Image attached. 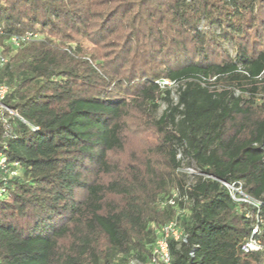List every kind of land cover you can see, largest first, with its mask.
<instances>
[{
	"label": "trees",
	"instance_id": "trees-1",
	"mask_svg": "<svg viewBox=\"0 0 264 264\" xmlns=\"http://www.w3.org/2000/svg\"><path fill=\"white\" fill-rule=\"evenodd\" d=\"M0 27L39 34L0 69L23 120L0 121L20 168L0 198V264H147L172 190L170 264H264V226L243 252L253 219L220 183L242 181L264 218V0H0ZM131 106L156 144L104 181Z\"/></svg>",
	"mask_w": 264,
	"mask_h": 264
},
{
	"label": "built area",
	"instance_id": "built-area-1",
	"mask_svg": "<svg viewBox=\"0 0 264 264\" xmlns=\"http://www.w3.org/2000/svg\"><path fill=\"white\" fill-rule=\"evenodd\" d=\"M39 38V34L32 31H25L23 33H6V31L0 27V69L8 61V52H12L22 47L24 44L36 40ZM160 88H171L175 90L177 86L174 80L167 78H158L154 81ZM8 92V86L6 83L0 80V121L5 122L9 117H17L23 121L11 108L5 105L4 100ZM31 129L35 127L30 126ZM190 176L199 174L194 168L187 167L184 169ZM20 174L19 163L8 159L7 155L2 149H0V198L5 197V186L10 179L15 178ZM220 183L227 189L231 200L236 204H243L244 216L252 218V225L248 235L245 237L241 246L243 252H256L263 248V244L260 239L262 227L264 226V218L261 215L262 202L244 191L243 183L240 180L224 181L220 180ZM177 199L180 200L176 190H172L171 196H169L162 204L168 203L178 209L172 220L162 225L159 230V236L157 237L149 262L147 264H170V252H169V239L175 241L182 239V228L178 223L177 216L183 213V209H180L177 204ZM186 198H183L185 201Z\"/></svg>",
	"mask_w": 264,
	"mask_h": 264
},
{
	"label": "rangeland",
	"instance_id": "rangeland-1",
	"mask_svg": "<svg viewBox=\"0 0 264 264\" xmlns=\"http://www.w3.org/2000/svg\"><path fill=\"white\" fill-rule=\"evenodd\" d=\"M224 47L229 53L232 52L230 41L223 42ZM173 98L175 97L173 93ZM165 105L160 103L156 110L159 116ZM124 126L122 131V148L108 153V161L115 167L112 175L108 177L102 175V180L107 181L111 176H116L118 172L125 174L128 165L134 164L143 167V164L150 156V149L156 144V134L154 130L147 125V118L137 107H129L126 116L123 119ZM92 176V174H91ZM172 189V188H171ZM170 192V191H169ZM109 200L116 201L114 195L108 196ZM128 264H140L135 259H131Z\"/></svg>",
	"mask_w": 264,
	"mask_h": 264
}]
</instances>
